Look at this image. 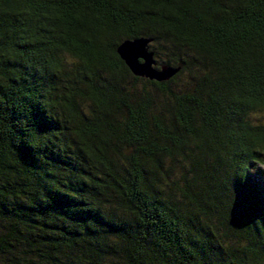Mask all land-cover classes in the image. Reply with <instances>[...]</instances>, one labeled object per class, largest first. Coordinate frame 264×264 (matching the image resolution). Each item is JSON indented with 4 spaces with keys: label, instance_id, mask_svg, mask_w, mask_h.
<instances>
[{
    "label": "trees",
    "instance_id": "16d2710c",
    "mask_svg": "<svg viewBox=\"0 0 264 264\" xmlns=\"http://www.w3.org/2000/svg\"><path fill=\"white\" fill-rule=\"evenodd\" d=\"M0 264H264V0H0Z\"/></svg>",
    "mask_w": 264,
    "mask_h": 264
},
{
    "label": "water",
    "instance_id": "95a60500",
    "mask_svg": "<svg viewBox=\"0 0 264 264\" xmlns=\"http://www.w3.org/2000/svg\"><path fill=\"white\" fill-rule=\"evenodd\" d=\"M151 41L148 37L125 39L117 47V53L134 75L159 82L167 81L180 67L167 64L158 66L154 52L150 49Z\"/></svg>",
    "mask_w": 264,
    "mask_h": 264
},
{
    "label": "rangeland",
    "instance_id": "374dc122",
    "mask_svg": "<svg viewBox=\"0 0 264 264\" xmlns=\"http://www.w3.org/2000/svg\"><path fill=\"white\" fill-rule=\"evenodd\" d=\"M161 65H163V64H161ZM158 66H160V65H158Z\"/></svg>",
    "mask_w": 264,
    "mask_h": 264
},
{
    "label": "bare ground",
    "instance_id": "6f19581e",
    "mask_svg": "<svg viewBox=\"0 0 264 264\" xmlns=\"http://www.w3.org/2000/svg\"><path fill=\"white\" fill-rule=\"evenodd\" d=\"M233 187V186H232Z\"/></svg>",
    "mask_w": 264,
    "mask_h": 264
}]
</instances>
